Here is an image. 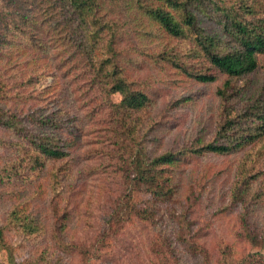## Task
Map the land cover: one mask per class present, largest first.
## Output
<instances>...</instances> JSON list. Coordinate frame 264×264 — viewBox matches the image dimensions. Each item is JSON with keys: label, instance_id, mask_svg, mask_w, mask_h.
Returning a JSON list of instances; mask_svg holds the SVG:
<instances>
[{"label": "rangeland", "instance_id": "374dc122", "mask_svg": "<svg viewBox=\"0 0 264 264\" xmlns=\"http://www.w3.org/2000/svg\"><path fill=\"white\" fill-rule=\"evenodd\" d=\"M56 9L52 14L38 0H0L3 107L28 131L34 129L37 109L51 111L55 106L79 119L75 123L80 128L71 150L73 158L64 167L58 166L60 162L49 163L47 174L24 190L0 182V264H161L150 251L156 230L148 222L131 219L116 235L105 239L99 235L124 188V164L117 156H122L119 138L127 137L125 129L113 122L110 111L109 103L117 102L118 95L106 96L101 84L91 80L94 71L82 47L69 43L65 25L61 30L54 27L52 16L58 15L60 21L64 12ZM100 14L112 23L116 63L122 76L152 99L147 111L141 113L147 118L137 131L140 138L146 134L143 142L147 148L151 152L177 150L201 126L210 130L217 107L215 83L203 85L183 79L154 61L152 53L164 40L147 34L151 23L128 0H106ZM100 54L101 48L92 55ZM29 76L33 77L26 81ZM44 88L48 92H40ZM189 95L183 106H170L171 101ZM153 121L158 123L147 131ZM11 137L10 130L0 126V139ZM262 151L259 163L264 168ZM10 152L0 146V166L11 157ZM241 156H191L172 173L175 195L170 205L174 214L161 207L157 216V230L169 234L173 242L172 254L165 251L168 264H245L241 260L247 254H264V243L260 242L264 235V189L249 216L248 234L239 223L238 209L229 204ZM262 184L264 188V176ZM144 196L134 192L133 198L139 201ZM21 203L40 222V230L31 235H24L7 216ZM62 212L69 219L59 232L54 223L60 221ZM184 238L204 252L193 255L183 244Z\"/></svg>", "mask_w": 264, "mask_h": 264}, {"label": "trees", "instance_id": "16d2710c", "mask_svg": "<svg viewBox=\"0 0 264 264\" xmlns=\"http://www.w3.org/2000/svg\"><path fill=\"white\" fill-rule=\"evenodd\" d=\"M128 1L151 23L152 29L147 34L164 40L152 53L154 61L165 64L183 79L203 85L215 83L213 93L217 107L210 130L201 126L187 144L177 150L151 152L143 142L146 134L141 138L137 136L147 118L143 119L141 113L152 99L136 87L135 82L122 76L116 63L112 23L100 14V6L106 0H38L52 14L57 13V7L58 11L62 8L60 21L58 15L52 16L54 27L61 30L65 25L69 43L82 47L94 71L91 80L101 84L105 95H118L117 102L109 104L113 122L125 129L127 137L117 142L122 154L117 158L124 164V188L107 214L99 235L103 239L112 237L131 219L148 222L156 230L151 236L150 251L161 264H168L165 251L172 254L173 242L169 234L157 230V216L161 207H165L168 214H174L170 205L175 195L172 173L189 157L242 154L228 199L229 204L238 209L239 223L247 234L249 216L263 194L264 168L260 166L259 156L264 149V0ZM99 48L100 56L92 55ZM40 92L46 93L48 89ZM189 99L190 95L181 96L171 101L170 106H183ZM3 105L0 102V126L10 130L12 137L0 139V146L11 151V157L0 166L1 183L24 190L43 173L47 174L49 163L60 162L58 166L64 167L73 158L71 150L80 129L75 120L79 119L64 114L60 108H55L57 106L51 111L37 109L34 129L28 131ZM157 123L151 122L147 131ZM134 192L146 196L136 201ZM17 205L7 214L10 222L24 235L39 231V219L24 210L22 203ZM60 215V221L54 223L59 232L69 219L64 212ZM182 241L193 255L204 252L185 238ZM260 242L264 243V235ZM241 262L264 264V254H247Z\"/></svg>", "mask_w": 264, "mask_h": 264}]
</instances>
